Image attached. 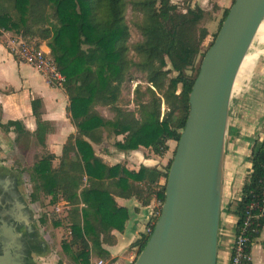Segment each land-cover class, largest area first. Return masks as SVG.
I'll use <instances>...</instances> for the list:
<instances>
[{
    "label": "trees",
    "instance_id": "obj_1",
    "mask_svg": "<svg viewBox=\"0 0 264 264\" xmlns=\"http://www.w3.org/2000/svg\"><path fill=\"white\" fill-rule=\"evenodd\" d=\"M184 4L175 5L171 0H0V29L19 35L36 47L45 43L65 77L62 89L69 102L66 112L76 134L67 138L56 168L52 167L55 156L47 153L34 162L28 171L32 184L29 199L35 203L41 193L50 198L52 206L59 200L71 206L68 216L52 218L51 222L54 228L71 231L70 241L62 239V249H78L77 257H85L84 264L88 241L93 240V234L97 237L95 229L105 216L104 195L108 192L104 181L119 178L127 191L140 190L145 205L153 189L158 188L156 199L160 204L164 201L172 159L163 173L151 170L157 177L149 182L152 191L146 192L129 185L125 177L133 176L130 172L119 166L104 165L89 142L98 144L104 137L123 136L122 142H117L120 150L143 147L157 156L167 153L169 141L178 143L189 112L188 96L200 66L195 64L204 56L202 45L208 32L203 22L209 16L198 6L191 8L188 0ZM128 5L143 17L139 26L142 40L132 48L137 62L128 56L130 34L125 21ZM228 10L224 11L218 31ZM132 69L142 74L148 84L147 100L141 99L139 85L135 89L136 112L118 105L123 84L132 81ZM98 106L108 108L113 118H103L96 110ZM40 108V101L34 100L32 114L37 128L32 136L43 146L50 125L42 120ZM10 128L17 135V141H29L31 134L20 122H8L5 129ZM249 161L251 167L233 209L237 227L246 206L262 197L264 138L255 142ZM146 171L141 169L139 174L145 176ZM158 176L163 179L162 185L158 184ZM80 205H83L81 209ZM45 221V215L41 216L39 222L44 225ZM263 226L264 219H261L251 235L252 241L259 237ZM148 239L146 236L138 244V256Z\"/></svg>",
    "mask_w": 264,
    "mask_h": 264
},
{
    "label": "crops",
    "instance_id": "obj_2",
    "mask_svg": "<svg viewBox=\"0 0 264 264\" xmlns=\"http://www.w3.org/2000/svg\"><path fill=\"white\" fill-rule=\"evenodd\" d=\"M188 1L191 8L198 6L206 12L212 2L217 7V15L230 5V0ZM171 3L178 5L176 0H171ZM11 38L24 40L19 35L0 29V167L13 168L5 162V156L9 151L10 137H17V135L13 128L8 131L5 129L8 122H20L24 130L31 134L29 141L36 140L32 136L37 128L32 114V102L39 100L41 118L50 125L49 132L44 137V145H39L46 150L47 154L55 156L52 167L56 168L67 138L76 134V129L66 112L69 106L68 98L62 88L52 87L48 80L33 67L19 61L11 54L9 50ZM40 46L46 51L49 50L45 43H41ZM250 73L246 77L239 78L230 104L216 264L228 263L230 247L237 228V218L235 215L233 218L228 216L225 211L229 210L234 214L232 204L239 197L249 173L251 167L249 158L253 146L255 142H261L264 138V52L261 51L258 55ZM97 108L96 110L100 114ZM164 110L165 106L162 103V114ZM101 116L105 119L113 118V116L112 118ZM85 140L89 142L87 139ZM122 140L123 136L104 137L98 144L91 142L89 144L95 156L104 165L110 168L119 166L133 175L125 177L129 185L151 192L153 188L149 182L152 178L157 177V174L151 170L159 173L164 172L169 162L166 164V159L175 143L169 141L167 153L164 156H157L150 149L143 147L133 151H122L117 145V142H122ZM40 153L43 154V152ZM33 164L34 161L32 166ZM141 169L147 170L145 176L139 174ZM157 180L158 184H163L161 176H158ZM104 187L108 192L104 195L106 205L103 207V211L105 216L102 222H98V227L95 229L97 237L95 238V234H93V240L88 241L86 264H94L96 260L104 257L105 260L117 261L120 264H134L138 257V244L147 236L146 230L151 210L158 202L156 199L158 188L153 189L154 193H152L148 205H145L140 190L132 188L127 191L125 184L122 181L119 182V178L104 181ZM233 196L234 199H231ZM111 202L112 204H110ZM52 207L63 209L64 216H68L71 210V206L63 200H59ZM82 207L83 205L79 206L80 209ZM37 220L42 238L48 245V252L43 255H33L32 260L35 264H84L82 260L85 257L78 258V249L75 247L63 251L62 240L58 239L59 232L64 231L62 227L54 229L57 236L54 238L50 233H43L45 227L39 222L40 218ZM65 232L64 239L68 242L71 239V231L68 229ZM251 255V264H264V226L259 237L253 241Z\"/></svg>",
    "mask_w": 264,
    "mask_h": 264
},
{
    "label": "water",
    "instance_id": "obj_3",
    "mask_svg": "<svg viewBox=\"0 0 264 264\" xmlns=\"http://www.w3.org/2000/svg\"><path fill=\"white\" fill-rule=\"evenodd\" d=\"M263 21L264 0H234L204 53L160 216L134 264L217 263L230 104ZM47 252L21 172L0 167V264H35Z\"/></svg>",
    "mask_w": 264,
    "mask_h": 264
},
{
    "label": "rangeland",
    "instance_id": "obj_4",
    "mask_svg": "<svg viewBox=\"0 0 264 264\" xmlns=\"http://www.w3.org/2000/svg\"><path fill=\"white\" fill-rule=\"evenodd\" d=\"M131 1H134V0H127V2H131ZM184 1L185 0H176L178 5H181L183 2L181 6L185 5ZM231 3H232V0H230V5L228 6V8H230V6L232 5ZM224 11L225 10H223L220 14L217 15L216 5L210 2L208 6V11H207L209 13V16L203 22V26L206 28L208 32V36L202 45L203 53L206 52L209 45L213 41L214 35L217 34L218 26H219L220 21L223 18ZM142 20H143L142 14L133 12L131 10V6L128 5L126 13H125V21L129 28V34H130V37L127 43L130 49L128 56H129V59L135 62L138 61V58L136 57L132 48L135 44L141 42L142 40L140 31H139V26L141 25ZM258 50L264 52V30L263 29L258 31L257 36L252 45L251 53L254 54ZM195 65L196 67L200 65V59L197 60ZM130 74L132 77V81H127L123 84L121 97H120L118 105L123 109L136 112L137 107L135 105L136 103V96L134 94L135 89L137 88V85H139L141 88L140 89L141 99L147 100V96L145 95V89L147 88L148 84L146 83L144 76L140 73L135 72L134 69L131 70ZM246 76H248V73L245 74V77ZM97 109L100 112V114L103 115L104 117L112 118L113 114L108 108L98 107ZM8 146H9V151L7 155L5 156L6 157L5 162L9 163V165L13 167L12 168L13 170L21 172L26 191L28 192V194H30L32 192V184L29 181L28 171L32 167V162L33 161L35 162L38 159V157L41 156L40 154L42 153L40 152H43V154H46L47 152L36 142V140L17 141L16 137L14 136L10 137ZM22 146H26V151L22 150ZM175 147H176V144L172 146V149L169 152V155L166 159V164L170 159H172L173 151L175 150ZM38 198L39 199L37 202L30 204L33 209L35 219L37 220L41 218V216L45 215L46 221L43 226L45 227V230L43 233H50L54 236V238H57L55 230H54L55 228L53 227L51 219L52 218L62 219L64 216V211L63 209L58 208V207L53 208L52 205H50L49 203L50 198H45L44 196H42L41 193H39ZM231 199H234V196ZM235 202L236 201H233V204H232L233 208H234ZM225 213L232 218L234 217V214L230 213L229 210H226ZM65 237H66L65 230L62 232H59L58 239L62 240Z\"/></svg>",
    "mask_w": 264,
    "mask_h": 264
},
{
    "label": "built area",
    "instance_id": "obj_5",
    "mask_svg": "<svg viewBox=\"0 0 264 264\" xmlns=\"http://www.w3.org/2000/svg\"><path fill=\"white\" fill-rule=\"evenodd\" d=\"M11 54L19 61L33 67L44 76L49 84L55 88H63L64 75L59 71L50 51L42 46L36 47L34 43H28L21 38H11L9 43ZM239 198V197H238ZM237 198V199H238ZM162 204L152 208L149 225L146 230L148 238L151 236L154 226L160 216ZM264 219V176L262 181V197L258 202H251L246 206L239 226L236 228L235 236L229 251L227 264H251V246L253 241L251 235L257 230V223ZM94 264H120L117 261L98 259Z\"/></svg>",
    "mask_w": 264,
    "mask_h": 264
},
{
    "label": "bare ground",
    "instance_id": "obj_6",
    "mask_svg": "<svg viewBox=\"0 0 264 264\" xmlns=\"http://www.w3.org/2000/svg\"><path fill=\"white\" fill-rule=\"evenodd\" d=\"M261 29L264 30V21L260 25L259 30H261ZM251 49L248 52V54L246 55V57H245L242 65L240 67L239 74H238V78L245 77V74H247V73H248V75L251 74L250 72L252 71V68H253V66H254L257 58H258V55L261 53V51L258 50L256 53L252 54L251 53ZM235 88H236V86H235Z\"/></svg>",
    "mask_w": 264,
    "mask_h": 264
}]
</instances>
